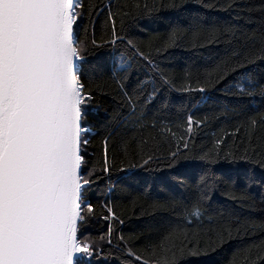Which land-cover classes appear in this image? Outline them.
I'll use <instances>...</instances> for the list:
<instances>
[{
    "label": "snow or ice",
    "instance_id": "snow-or-ice-1",
    "mask_svg": "<svg viewBox=\"0 0 264 264\" xmlns=\"http://www.w3.org/2000/svg\"><path fill=\"white\" fill-rule=\"evenodd\" d=\"M239 8L0 0V264H264V242L223 255L233 232L264 224L225 223L214 208L228 187L264 189V145L253 141L264 128V15L254 29L213 15L239 20ZM161 19L168 35L153 46ZM204 33L222 46L214 56L198 54ZM185 34L191 54L177 60ZM223 126L233 144L242 129L246 139L229 145ZM142 197V231L124 234L120 202ZM97 221L99 242L85 240Z\"/></svg>",
    "mask_w": 264,
    "mask_h": 264
},
{
    "label": "trees",
    "instance_id": "trees-1",
    "mask_svg": "<svg viewBox=\"0 0 264 264\" xmlns=\"http://www.w3.org/2000/svg\"><path fill=\"white\" fill-rule=\"evenodd\" d=\"M85 2L87 3V0H85ZM238 2L240 5L238 10L242 17L241 19L233 20V17L236 15L235 12H220L213 13V15L219 16L222 20H231L234 24L247 29L256 28L257 24L255 22L259 21L261 16L264 15V13L259 11L261 6L264 5V0H238ZM249 20L253 22L249 23ZM168 24L169 21L161 19L157 24L153 25L156 29V31L151 33L150 37L153 46L159 44L166 38L168 35ZM198 39L205 44L204 48L198 49V54L204 57L214 56L216 50L222 47L221 45L209 44L207 33L202 34ZM178 42L182 47L175 50V57L177 60H185L191 54L190 45L193 42V38L190 35L185 34L178 39ZM178 70L179 69H177V71ZM214 130L216 136L219 137L225 136L226 132H231L232 128L230 126H223ZM237 137L235 144H233V141L227 136H225V139L229 145L235 147L240 143L241 139H246L243 129L237 134ZM253 141L257 145H264V128L256 129L253 135ZM97 143L98 139H93V146ZM204 146L206 148L212 147V143L207 137L204 139ZM117 151H119V149H117ZM136 196L139 197L140 194L137 193ZM120 203L122 206L117 209V211L124 219V224L122 225L123 233L134 236L142 231V228L140 227L141 220L137 219V216L146 214L150 211L149 205L151 201L147 197H142L136 199L134 203L129 202L128 200L121 201ZM214 208L221 214L218 219H221L225 223H235L237 219L243 220L244 218H251L256 222L257 229H259L260 225L264 224V189H261L256 185L248 189L242 186H237L235 188L228 187L223 194H218L216 196ZM229 213H234V215L229 217ZM105 229L106 224L103 221L94 222L91 225V230L85 235L84 239L99 242V235L102 234ZM262 242H264V233L259 230L251 236H245L233 232V238L224 246L225 251L223 252V255H229L233 248L243 247L249 244L259 245Z\"/></svg>",
    "mask_w": 264,
    "mask_h": 264
}]
</instances>
